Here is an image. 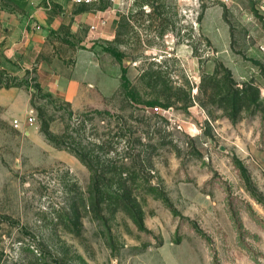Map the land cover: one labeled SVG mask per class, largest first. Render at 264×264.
<instances>
[{"label": "rangeland", "instance_id": "1", "mask_svg": "<svg viewBox=\"0 0 264 264\" xmlns=\"http://www.w3.org/2000/svg\"><path fill=\"white\" fill-rule=\"evenodd\" d=\"M71 6L60 67L87 49L121 86L74 106L0 71V264H264V0Z\"/></svg>", "mask_w": 264, "mask_h": 264}, {"label": "crops", "instance_id": "2", "mask_svg": "<svg viewBox=\"0 0 264 264\" xmlns=\"http://www.w3.org/2000/svg\"><path fill=\"white\" fill-rule=\"evenodd\" d=\"M117 9L109 4L99 10L108 32L121 18ZM76 15L71 0H0V71L36 72L41 86L61 92L74 106L90 103L96 93L109 97L116 92L120 69L115 62L101 63L94 52L83 49L68 70L60 67L65 56L56 45L64 43L52 36L65 26L73 34L79 31L84 16ZM20 89L1 87L0 95L13 97Z\"/></svg>", "mask_w": 264, "mask_h": 264}, {"label": "built area", "instance_id": "3", "mask_svg": "<svg viewBox=\"0 0 264 264\" xmlns=\"http://www.w3.org/2000/svg\"><path fill=\"white\" fill-rule=\"evenodd\" d=\"M74 3L76 4H88V5H94L98 2H100V0H72ZM35 120V115L34 112L31 111L28 116H27V120L26 122L32 123ZM15 126L19 127L20 126V121L18 119L14 120Z\"/></svg>", "mask_w": 264, "mask_h": 264}, {"label": "trees", "instance_id": "4", "mask_svg": "<svg viewBox=\"0 0 264 264\" xmlns=\"http://www.w3.org/2000/svg\"><path fill=\"white\" fill-rule=\"evenodd\" d=\"M11 86H17V85H16V84H10V83H7V82L4 83V82H2V81L0 80V88H1V87H7V88H8V87H11ZM81 157H82V156H81ZM82 159H83L84 161H87V163H88V165L90 166V168L93 169L91 163H90L88 160H86V158L82 157Z\"/></svg>", "mask_w": 264, "mask_h": 264}]
</instances>
